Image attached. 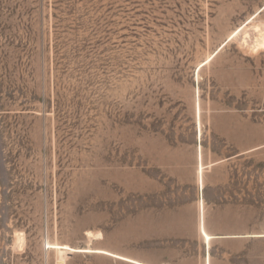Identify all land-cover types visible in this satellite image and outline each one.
I'll use <instances>...</instances> for the list:
<instances>
[{
	"label": "rangeland",
	"instance_id": "374dc122",
	"mask_svg": "<svg viewBox=\"0 0 264 264\" xmlns=\"http://www.w3.org/2000/svg\"><path fill=\"white\" fill-rule=\"evenodd\" d=\"M0 264H264V0H0Z\"/></svg>",
	"mask_w": 264,
	"mask_h": 264
},
{
	"label": "crops",
	"instance_id": "0c3cea01",
	"mask_svg": "<svg viewBox=\"0 0 264 264\" xmlns=\"http://www.w3.org/2000/svg\"><path fill=\"white\" fill-rule=\"evenodd\" d=\"M202 190V189H201ZM213 238L212 239H216L218 238L219 236L217 234H212Z\"/></svg>",
	"mask_w": 264,
	"mask_h": 264
},
{
	"label": "bare ground",
	"instance_id": "6f19581e",
	"mask_svg": "<svg viewBox=\"0 0 264 264\" xmlns=\"http://www.w3.org/2000/svg\"><path fill=\"white\" fill-rule=\"evenodd\" d=\"M239 34H240V33H239ZM239 34H238V35H239ZM236 36H237V35H236ZM241 36L244 37L243 35H241ZM201 167H202V166H201ZM201 167H200V168H201ZM202 169H203V168H202Z\"/></svg>",
	"mask_w": 264,
	"mask_h": 264
},
{
	"label": "water",
	"instance_id": "95a60500",
	"mask_svg": "<svg viewBox=\"0 0 264 264\" xmlns=\"http://www.w3.org/2000/svg\"><path fill=\"white\" fill-rule=\"evenodd\" d=\"M203 190V189H202Z\"/></svg>",
	"mask_w": 264,
	"mask_h": 264
}]
</instances>
